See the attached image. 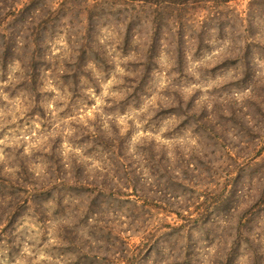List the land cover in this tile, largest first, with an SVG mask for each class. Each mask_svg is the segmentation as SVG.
I'll return each instance as SVG.
<instances>
[{
	"label": "rangeland",
	"instance_id": "rangeland-1",
	"mask_svg": "<svg viewBox=\"0 0 264 264\" xmlns=\"http://www.w3.org/2000/svg\"><path fill=\"white\" fill-rule=\"evenodd\" d=\"M40 7L23 22V44L41 42L49 65L39 67L38 91L18 61L0 70V264H127L120 239L132 245L139 235L124 231L116 241L108 232H120L113 213L127 211L105 191L117 168L143 184L142 200L156 203L172 197L164 188L186 162L211 167L201 183L220 175L216 159L227 148L256 144L252 153L262 150L252 166L264 170V0H46ZM77 58L86 66L76 67ZM171 90L183 102L175 107L195 117L158 116ZM200 114L231 122L207 140L193 124ZM22 168L28 173L16 184ZM37 183L49 195L36 198ZM56 189L65 191L59 206ZM159 218L174 223L175 215L153 216L150 227ZM254 232L264 264V230ZM224 246L227 234L219 233L200 264H214ZM135 264L157 262L153 254Z\"/></svg>",
	"mask_w": 264,
	"mask_h": 264
},
{
	"label": "trees",
	"instance_id": "trees-1",
	"mask_svg": "<svg viewBox=\"0 0 264 264\" xmlns=\"http://www.w3.org/2000/svg\"><path fill=\"white\" fill-rule=\"evenodd\" d=\"M45 1L0 0V70H3L14 60L18 61L25 71H23L24 77L26 83L28 82L30 85L31 92L37 90L38 85L41 83L39 67L45 68L49 65L44 55L40 53L41 42L32 40L23 44L26 37L24 33L27 30L23 22L26 17L29 19L38 17L42 10L40 6ZM14 26L19 28L14 31ZM29 47H31V52L27 55ZM15 52L18 56L16 59ZM246 58L244 57L242 62L248 63ZM80 60L83 61L84 59L77 58L76 62ZM228 63L230 62L225 64ZM84 66H86V63L83 61L76 67ZM247 68L250 67L247 66ZM147 80L146 74H143L140 78V84ZM245 80V77L240 78L238 83L243 84ZM140 88H143V84ZM179 97L180 95L176 91L171 90L170 94L167 91L164 98L166 103L170 105L166 109L159 104L158 116L166 112H172L174 115L187 118L195 117L194 112H192L194 114L189 115V112L179 111L180 109L175 107L174 104L180 107L183 105ZM175 98L178 102L175 101ZM33 101L37 103L36 100L33 99ZM230 120V118L222 117L220 122L213 123L209 117L206 118V115L200 114V117L194 120L193 124L196 127V132H201L203 137L205 136L207 140L212 141L217 136H223L225 131L223 124H229ZM219 125L221 126L220 131H218ZM169 134L165 133L164 135ZM123 135H130V130ZM150 142L145 147L146 150L150 149ZM118 143L122 144L123 141L120 139ZM255 145L250 143L249 146L240 147L237 152L229 148L224 152L220 151L216 160H220L221 166H224L222 173L217 177L212 174L208 175V179L203 183L200 181L202 173L211 170V167L206 166L205 169H198L197 165L186 162L182 170L173 173V179H170V183L164 188L165 192H168L172 197L162 199L166 201H159V203L153 201L154 199L151 197L142 200L145 192L139 188L143 184L138 186L139 181L135 180L134 175H131L133 177L131 180L127 171H120L121 169L117 168L113 172L117 174L115 176L117 178L116 184L106 188L105 191L114 194L113 201L117 202L118 207L121 206L120 208L125 205L127 211L126 214H122L119 210L120 215L117 211L113 213L114 217L111 220L114 224L117 220L118 223L120 221L118 225L120 232H114L113 228L110 227L108 232L113 235L116 241L120 239L124 231L139 235L138 243L132 245L120 239L121 244L125 246L124 258L126 263L135 264L137 257L139 262H145L148 257L154 254V260L157 264H200L201 259L208 254L206 252L208 246L215 245L219 233H224L227 234L228 247L224 246L218 252L216 250L217 257L214 264H238L239 258L243 255L253 259V264H260L262 255L260 251L252 248L255 242V238H253L255 232L252 233V231L255 229H258V231L264 230V170L253 169L252 161L257 159L262 150V148H259L255 153H252ZM211 162L209 160L207 163L212 164ZM184 170H186V176L183 177ZM216 170L217 168L214 169V172ZM171 171H174V169H171ZM188 172H191V175H188ZM23 173H28V168L14 171L16 184L20 182ZM253 173L257 174V181H254ZM10 183L12 182L10 181ZM124 184H128V187ZM94 186L102 192L99 185L94 184ZM20 187L21 185H19ZM125 190L131 192L128 193L129 191ZM31 191H35L37 193L36 198L39 199L50 193V189L39 183L32 187ZM98 191L95 193L96 195ZM149 192H151L150 189ZM64 193L65 191L62 192V189L54 191L52 199L57 200V206L60 205L59 199L64 197ZM32 198L34 197L31 194ZM27 202L31 203L29 200ZM161 213L175 215L174 223H163L162 219L159 218L155 226L150 227L152 217L158 218ZM60 226L58 228L64 229L62 223H60ZM204 243L208 245L202 246L201 244ZM240 248L242 252H239ZM139 256L141 257L139 258Z\"/></svg>",
	"mask_w": 264,
	"mask_h": 264
}]
</instances>
